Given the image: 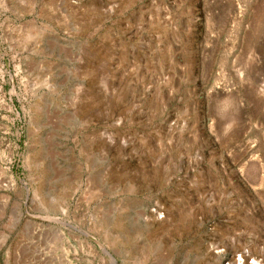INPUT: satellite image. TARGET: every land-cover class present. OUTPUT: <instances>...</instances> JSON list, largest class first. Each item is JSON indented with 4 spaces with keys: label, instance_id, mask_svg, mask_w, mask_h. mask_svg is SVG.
Returning a JSON list of instances; mask_svg holds the SVG:
<instances>
[{
    "label": "rangeland",
    "instance_id": "374dc122",
    "mask_svg": "<svg viewBox=\"0 0 264 264\" xmlns=\"http://www.w3.org/2000/svg\"><path fill=\"white\" fill-rule=\"evenodd\" d=\"M0 264H264V0H0Z\"/></svg>",
    "mask_w": 264,
    "mask_h": 264
}]
</instances>
